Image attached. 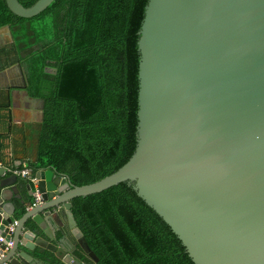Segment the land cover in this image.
I'll return each mask as SVG.
<instances>
[{"label":"water","instance_id":"obj_1","mask_svg":"<svg viewBox=\"0 0 264 264\" xmlns=\"http://www.w3.org/2000/svg\"><path fill=\"white\" fill-rule=\"evenodd\" d=\"M53 1L4 0L22 18ZM137 50L133 154L82 186L37 170L41 202L34 206L30 184L21 196L18 178L0 168V264H84L64 244L66 229L97 262L71 201L122 182L194 264H264V0H147Z\"/></svg>","mask_w":264,"mask_h":264},{"label":"trees","instance_id":"obj_2","mask_svg":"<svg viewBox=\"0 0 264 264\" xmlns=\"http://www.w3.org/2000/svg\"><path fill=\"white\" fill-rule=\"evenodd\" d=\"M18 1L30 7L37 0ZM146 3L54 0L22 18L0 0V27L9 26L12 35V44L0 50V65L21 63L30 95L43 100L34 160L25 163L34 174L51 168L82 186L112 174L133 154L137 41ZM71 212L97 258L75 245L73 255L84 264H194L127 182L74 198Z\"/></svg>","mask_w":264,"mask_h":264},{"label":"crops","instance_id":"obj_3","mask_svg":"<svg viewBox=\"0 0 264 264\" xmlns=\"http://www.w3.org/2000/svg\"><path fill=\"white\" fill-rule=\"evenodd\" d=\"M11 44L9 26L8 29L0 27V50ZM42 121L43 100L30 95L24 66L16 61L0 65V167L4 171L21 168L28 160H34L37 133ZM15 185L21 196L27 195L23 180L18 178ZM17 202L14 197L11 199L12 204ZM53 228H56L54 224ZM69 235L72 239L66 237L64 244H68L73 251L75 240L71 233Z\"/></svg>","mask_w":264,"mask_h":264},{"label":"built area","instance_id":"obj_4","mask_svg":"<svg viewBox=\"0 0 264 264\" xmlns=\"http://www.w3.org/2000/svg\"><path fill=\"white\" fill-rule=\"evenodd\" d=\"M5 173L9 175H14L17 178L23 180L25 183L30 184L32 188L31 206H34L38 204L39 202H41V193L38 188L37 179L35 178V174L32 172V170L29 167L24 165L21 168H18V167L10 168V169H6V171H4V174ZM16 223H17L16 219L12 220L11 224H9L7 227L8 232L13 231V228L16 225ZM0 241H2L1 238H0ZM10 244H11L10 242H7V246H9Z\"/></svg>","mask_w":264,"mask_h":264},{"label":"flooded vegetation","instance_id":"obj_5","mask_svg":"<svg viewBox=\"0 0 264 264\" xmlns=\"http://www.w3.org/2000/svg\"><path fill=\"white\" fill-rule=\"evenodd\" d=\"M66 237H68V239H72L71 236L69 235V230L66 229V231L64 232ZM74 245H77L76 242H74ZM72 254H73V251H72Z\"/></svg>","mask_w":264,"mask_h":264},{"label":"rangeland","instance_id":"obj_6","mask_svg":"<svg viewBox=\"0 0 264 264\" xmlns=\"http://www.w3.org/2000/svg\"><path fill=\"white\" fill-rule=\"evenodd\" d=\"M11 58H13V59H14V55H12V56H11ZM9 59H10V58H9Z\"/></svg>","mask_w":264,"mask_h":264}]
</instances>
